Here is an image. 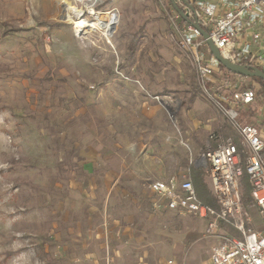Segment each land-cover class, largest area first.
Wrapping results in <instances>:
<instances>
[{"label":"rangeland","instance_id":"rangeland-1","mask_svg":"<svg viewBox=\"0 0 264 264\" xmlns=\"http://www.w3.org/2000/svg\"><path fill=\"white\" fill-rule=\"evenodd\" d=\"M64 1L86 19L92 3L114 12L109 37L77 29L61 0H0V264H208L233 231L155 206L148 184L205 172L200 153L240 137L170 1Z\"/></svg>","mask_w":264,"mask_h":264},{"label":"built area","instance_id":"built-area-1","mask_svg":"<svg viewBox=\"0 0 264 264\" xmlns=\"http://www.w3.org/2000/svg\"><path fill=\"white\" fill-rule=\"evenodd\" d=\"M174 2L171 20L178 43L188 52L200 87L213 90L209 95L236 128L241 146L231 138L216 140L199 155L214 205L199 197L190 177L155 179L148 188L157 197L155 206L204 219L209 234L225 226L233 231L219 234L208 264H264V133L259 127L264 126V106L258 111V125L238 122L239 112L256 103L257 88L245 85L246 76L228 70L211 54L200 30L230 63L264 72V0ZM92 5L88 13L101 16ZM210 137L216 139L215 134ZM243 177L250 204L243 200Z\"/></svg>","mask_w":264,"mask_h":264},{"label":"bare ground","instance_id":"bare-ground-1","mask_svg":"<svg viewBox=\"0 0 264 264\" xmlns=\"http://www.w3.org/2000/svg\"><path fill=\"white\" fill-rule=\"evenodd\" d=\"M61 2L67 9L68 13H70L72 17V22L75 24V27L77 29H86V30L100 29L102 32H104L107 38L109 37L112 25L117 20L116 14H112L111 12L109 13L102 12L101 16L94 17L92 19H86V18H82L80 16V12L77 9H74L73 6L69 5L64 0H61Z\"/></svg>","mask_w":264,"mask_h":264},{"label":"water","instance_id":"water-1","mask_svg":"<svg viewBox=\"0 0 264 264\" xmlns=\"http://www.w3.org/2000/svg\"><path fill=\"white\" fill-rule=\"evenodd\" d=\"M172 5L177 9V6L174 2V0H170ZM201 30V34L203 36V38H206L207 39V44L210 48V52L211 54L224 66L226 67L228 70L232 71V72H235V73H238V74H241L243 76H247V77H259L263 80L264 82V72L261 71L260 69L258 68H255V67H250V66H247V67H242V66H239V65H235V64H232L230 63L227 59L223 58L218 49L216 48V46L214 45V43L207 37V33L203 30V29H200ZM161 103H163L165 105V107L168 109L169 111V114L173 117V111L169 108V106H167L165 104V102L163 100L160 101Z\"/></svg>","mask_w":264,"mask_h":264},{"label":"trees","instance_id":"trees-1","mask_svg":"<svg viewBox=\"0 0 264 264\" xmlns=\"http://www.w3.org/2000/svg\"><path fill=\"white\" fill-rule=\"evenodd\" d=\"M249 78H252V79L256 80L260 84V88H259L258 92L264 98V82H263V80L261 78H259V77H249ZM205 174L206 173L203 172V170L200 167H192V170H191V179H192V182H193V184L195 186V189H196V186L198 184L200 185V187H205V184L203 182V177L205 176ZM243 179L246 180V177H243ZM248 190H249V186H248L247 180H246L245 181V185H244V189H243V193H244L243 194V200H244V202L246 204H248V203L250 204V197H249ZM196 191H197V189H196ZM197 193H198V191H197ZM202 200H204V199H202ZM204 201L207 202V203H209V204H213L214 205V199L211 196V194H210V196L208 195Z\"/></svg>","mask_w":264,"mask_h":264},{"label":"crops","instance_id":"crops-1","mask_svg":"<svg viewBox=\"0 0 264 264\" xmlns=\"http://www.w3.org/2000/svg\"><path fill=\"white\" fill-rule=\"evenodd\" d=\"M263 101L264 100L262 96L258 94L256 103L252 105L249 109H247L248 111H251V115L240 116L238 121L240 120V123H253V124L258 125V121H259L258 111H259L260 106H264ZM247 110H244V111H247ZM259 127H261V130L264 133V126L259 125Z\"/></svg>","mask_w":264,"mask_h":264}]
</instances>
